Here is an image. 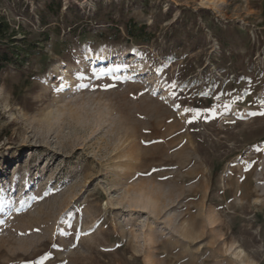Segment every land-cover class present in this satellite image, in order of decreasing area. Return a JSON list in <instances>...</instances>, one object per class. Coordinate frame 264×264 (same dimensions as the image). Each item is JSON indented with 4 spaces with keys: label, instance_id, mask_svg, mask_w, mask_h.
Segmentation results:
<instances>
[{
    "label": "rangeland",
    "instance_id": "374dc122",
    "mask_svg": "<svg viewBox=\"0 0 264 264\" xmlns=\"http://www.w3.org/2000/svg\"><path fill=\"white\" fill-rule=\"evenodd\" d=\"M0 16V264H264V0Z\"/></svg>",
    "mask_w": 264,
    "mask_h": 264
},
{
    "label": "trees",
    "instance_id": "16d2710c",
    "mask_svg": "<svg viewBox=\"0 0 264 264\" xmlns=\"http://www.w3.org/2000/svg\"><path fill=\"white\" fill-rule=\"evenodd\" d=\"M16 37L17 31L11 28L4 17L0 16V71L14 59V44L20 41Z\"/></svg>",
    "mask_w": 264,
    "mask_h": 264
},
{
    "label": "snow or ice",
    "instance_id": "6c2138e0",
    "mask_svg": "<svg viewBox=\"0 0 264 264\" xmlns=\"http://www.w3.org/2000/svg\"><path fill=\"white\" fill-rule=\"evenodd\" d=\"M185 111H189V109H185ZM262 114H264V113H262ZM189 122H191V121H189Z\"/></svg>",
    "mask_w": 264,
    "mask_h": 264
},
{
    "label": "bare ground",
    "instance_id": "6f19581e",
    "mask_svg": "<svg viewBox=\"0 0 264 264\" xmlns=\"http://www.w3.org/2000/svg\"><path fill=\"white\" fill-rule=\"evenodd\" d=\"M165 144V143H164Z\"/></svg>",
    "mask_w": 264,
    "mask_h": 264
}]
</instances>
